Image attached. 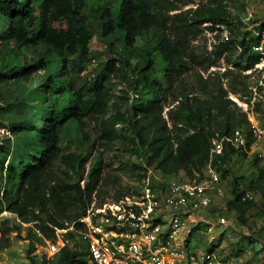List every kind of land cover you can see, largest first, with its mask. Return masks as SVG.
<instances>
[{
	"label": "rangeland",
	"instance_id": "rangeland-1",
	"mask_svg": "<svg viewBox=\"0 0 264 264\" xmlns=\"http://www.w3.org/2000/svg\"><path fill=\"white\" fill-rule=\"evenodd\" d=\"M109 1L114 6L118 4V0ZM240 1L243 2L232 0L230 25L216 24L213 29H209V22L202 23V32L187 41L188 55L185 59L188 70L184 78L188 90L200 99L217 95L224 111L221 114L212 109L208 118L195 114L192 119H185L182 123L184 131L174 129L173 132H178L181 138L194 135L196 143L201 147L193 156V162L185 166L176 160H166L165 151H161L155 160L150 161L152 150H156L158 146L152 144V139L158 133H152L147 141L140 133L141 121L135 112L138 104L142 103V91L135 83V71L126 62L125 42L116 32L106 35L102 33V0H86L83 12L90 20L91 38L88 45L92 59L80 75L75 76L73 83L77 88L83 79L92 81L110 58H113L114 65L111 70H107V77L99 79L103 85L99 110L82 116L80 122L75 120L69 135L60 142L65 152L86 157V172L92 167L100 169V179L92 191V200L110 201L120 192L132 191L146 168L159 169L164 175L174 179H203V168L208 162L212 163L215 156L210 150V132L217 134L224 125V113L236 109L233 104L224 101L225 97H229L237 106L238 101L252 100L253 88L258 86L261 77V73L253 68L242 70L233 64L244 60L240 48L234 52L225 50L220 56L215 53L219 43L230 39L238 40L244 31H248L249 36L258 34L259 27L264 26V0L244 3V10L235 8ZM199 3L200 0H181L178 8L170 13L186 14ZM5 22V18L0 16V31L4 30ZM261 34L264 36V29ZM143 41V37H140L137 42L142 44ZM44 51L43 44L18 46L11 40L4 39L0 43V71L31 63ZM228 56H233L232 62L226 61ZM141 61L139 58L138 64ZM227 69L231 71L225 74ZM78 78H82L79 83ZM49 79H52L53 87L45 84ZM68 81L69 78L61 72L60 63L49 57L46 66L37 69L29 78L11 79L0 84V198L3 190L11 194L16 191L14 178L7 177L5 172L6 165H9L8 159L11 160L13 156L28 158L33 154H27L26 150L28 144L36 142L29 126L41 125L49 118L63 115L61 108L72 103L70 93L63 87ZM204 83L209 91L201 88ZM38 89H41L43 96ZM222 90L226 91V96ZM168 100L170 103L164 105L162 116L167 120L168 126L172 127L169 110L174 116L178 102ZM46 104L53 107L50 115ZM259 105L255 103V109L258 110ZM173 136L176 141L177 136ZM173 146L176 147L177 143ZM254 155L255 152L252 151H226L224 157L213 164L218 166L221 173L223 194L220 199L214 200L206 212L202 210V214L213 223L203 221L198 227L190 229L191 249L205 250L212 245L224 264H264V158H254ZM53 167L57 176L66 178L70 175L59 158L54 159ZM83 183L84 180L81 181L82 185ZM235 188L240 193L239 197L236 196ZM32 226H37L32 217L21 220L7 210L5 204H0V229H10L8 245L0 249V264H39L44 260L46 264H63L59 256L47 257L42 253L40 244L35 245L37 237Z\"/></svg>",
	"mask_w": 264,
	"mask_h": 264
},
{
	"label": "trees",
	"instance_id": "trees-1",
	"mask_svg": "<svg viewBox=\"0 0 264 264\" xmlns=\"http://www.w3.org/2000/svg\"><path fill=\"white\" fill-rule=\"evenodd\" d=\"M180 1L118 0V4L114 6L109 0H102L104 10L101 18L104 35L116 32L123 38L127 49L126 62L135 71V83L141 88L142 103L138 104L135 112L141 121L140 133L145 141L150 139L152 133H158L152 139V144L158 146L156 150H152L150 161L155 160L158 153L165 151L166 160H176L187 166L193 162V156L201 147L196 143L194 135L181 138L178 132H173L174 129L184 131L182 123L192 119L195 114L208 118L212 109L221 114L224 111L217 95L200 99L188 90L184 78L188 70L185 59L188 55L187 41L202 32V23L209 22V29H213L216 24L230 25L232 0H200L186 14L170 13L178 8ZM85 5L86 0H0V16L6 20L4 30L0 31V43L9 39L18 46H45V51L35 61L19 67L11 66L8 71H0V84L11 79L29 78L37 69L46 66L49 57L60 63L62 74L69 78L67 85L63 87L70 93L72 103L68 102L70 105L61 108L63 115L49 118L41 125L29 126L36 142L28 144L26 150L27 154H33L28 158L13 156L11 160L8 159L9 165H6L5 172L7 177L14 178L16 191L11 194L3 190L0 198V204H5L6 209L21 220L29 217L36 220L37 226L47 237L53 236V228L49 224L63 225L65 220H72L85 211L100 179V169L92 167L86 172V157L65 152L60 142L69 135L75 120L80 122L82 116L99 110L103 93V85L99 79L107 77L114 65L113 58H110L92 81L78 78V83L81 81L77 88L73 83L75 76L80 75L92 59L88 45L91 38L90 20L83 12ZM235 8L244 10V2H238ZM259 29L258 34L249 36L248 31H244L238 40L230 39L219 43L215 53L220 56L225 50L234 52L240 48L244 60L233 64L242 70L253 68L261 57L258 51L251 49V44L258 43L262 38L264 26ZM140 37L144 39L142 44L137 42ZM232 57L228 56L226 61L232 62ZM139 58L142 60L140 64ZM229 71L231 70L227 69L225 74ZM45 84L53 87L52 79L46 80ZM201 88L209 91L205 83ZM222 93L226 96L225 90ZM168 99L178 102L174 116L169 110L172 127L168 126L167 120L162 116L164 105L170 103ZM224 101L233 104L236 109L224 113V125L217 134L210 132L212 137L230 135L235 127H246L248 124L246 113L235 102L229 97H225ZM45 107L50 115L53 107L49 104ZM55 109L57 110L56 107ZM173 135L177 136L176 141ZM175 142L176 147L173 146ZM226 151L246 153L225 141L222 152L213 157L212 165L222 159ZM55 158H59L70 172L68 177L56 175L53 167ZM254 158L257 156L254 155ZM213 166L218 170L217 165ZM130 191L118 193L115 199ZM235 192L239 197L240 193L236 188ZM9 231V228L0 229V249L8 245ZM207 249L214 248L210 245ZM56 255L63 264H86L69 249H63L54 256ZM39 264H46V261Z\"/></svg>",
	"mask_w": 264,
	"mask_h": 264
},
{
	"label": "built area",
	"instance_id": "built-area-1",
	"mask_svg": "<svg viewBox=\"0 0 264 264\" xmlns=\"http://www.w3.org/2000/svg\"><path fill=\"white\" fill-rule=\"evenodd\" d=\"M251 47L261 54L253 67L261 77L252 100L238 101L248 124L235 127L230 135L213 136L210 150L214 155L222 152L226 141L264 158V36ZM255 103L260 104L258 110ZM202 173L203 179L192 181L146 168L130 193L110 201L92 200L80 216L60 226L49 224L52 237L32 226L35 245L40 244L47 257L69 249L86 264H224L214 249L189 247L190 229L203 221L211 224L202 210L206 212L223 194L221 174L211 162Z\"/></svg>",
	"mask_w": 264,
	"mask_h": 264
},
{
	"label": "crops",
	"instance_id": "crops-1",
	"mask_svg": "<svg viewBox=\"0 0 264 264\" xmlns=\"http://www.w3.org/2000/svg\"><path fill=\"white\" fill-rule=\"evenodd\" d=\"M213 222H211V224H212ZM213 226V225H212Z\"/></svg>",
	"mask_w": 264,
	"mask_h": 264
}]
</instances>
